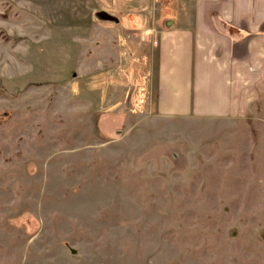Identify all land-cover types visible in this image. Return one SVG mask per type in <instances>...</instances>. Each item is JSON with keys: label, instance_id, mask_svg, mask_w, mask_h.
Instances as JSON below:
<instances>
[{"label": "rangeland", "instance_id": "obj_1", "mask_svg": "<svg viewBox=\"0 0 264 264\" xmlns=\"http://www.w3.org/2000/svg\"><path fill=\"white\" fill-rule=\"evenodd\" d=\"M108 16L130 12L0 0V264H264V104L158 116Z\"/></svg>", "mask_w": 264, "mask_h": 264}, {"label": "crops", "instance_id": "obj_2", "mask_svg": "<svg viewBox=\"0 0 264 264\" xmlns=\"http://www.w3.org/2000/svg\"><path fill=\"white\" fill-rule=\"evenodd\" d=\"M104 2L128 8L123 37L155 62L158 116L241 121L264 104V0Z\"/></svg>", "mask_w": 264, "mask_h": 264}, {"label": "water", "instance_id": "obj_3", "mask_svg": "<svg viewBox=\"0 0 264 264\" xmlns=\"http://www.w3.org/2000/svg\"><path fill=\"white\" fill-rule=\"evenodd\" d=\"M108 17H111V19H115V20H117L116 18H114V17H112V16H108Z\"/></svg>", "mask_w": 264, "mask_h": 264}]
</instances>
